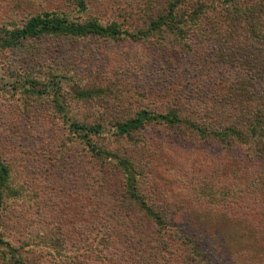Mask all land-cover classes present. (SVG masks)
Returning a JSON list of instances; mask_svg holds the SVG:
<instances>
[{
	"label": "rangeland",
	"instance_id": "obj_1",
	"mask_svg": "<svg viewBox=\"0 0 264 264\" xmlns=\"http://www.w3.org/2000/svg\"><path fill=\"white\" fill-rule=\"evenodd\" d=\"M64 2L0 0V26ZM144 3L88 0L103 24L115 21L127 30L142 28ZM165 42L55 40L34 61L27 51H0V158L13 172L11 186L26 195L8 197L3 233L23 245L26 261L52 264L47 249L27 244L53 238L67 258L79 257L83 264H140L148 262V252L155 257L167 249V259L181 264L179 258L195 244L219 264H264V185L258 182L264 179V160L250 161L249 151L232 137L202 138L187 127L173 131L151 123L134 146L128 137L115 136L113 123L141 107L178 111L196 122L206 114L217 129L238 124L233 111L222 108L221 96L244 75L240 65L217 61L212 71L199 72L198 61L168 50ZM57 66L68 71L53 75ZM248 85L255 95L262 91L260 82ZM86 90L104 94L86 102L77 95ZM68 120L102 125L101 135L88 139L133 158L143 174L141 195L174 229H160L129 199L118 162L99 158L76 139ZM209 181L218 188H203Z\"/></svg>",
	"mask_w": 264,
	"mask_h": 264
},
{
	"label": "trees",
	"instance_id": "obj_2",
	"mask_svg": "<svg viewBox=\"0 0 264 264\" xmlns=\"http://www.w3.org/2000/svg\"><path fill=\"white\" fill-rule=\"evenodd\" d=\"M64 1V5L58 8L28 14L24 21H19V24L5 23L0 26V51H27L30 53L29 60L34 61L42 59L45 55L43 49L50 47L51 42L55 40L110 41L122 37L135 42H147L150 38L157 37L160 43L166 41L168 50L177 55L192 56L194 61H198L199 72L212 71L210 66L217 61L231 67L240 65L244 75L229 85V91L224 98L221 96L222 108L233 111L232 116L238 124L217 129L216 123L213 126L206 114L201 117V121L196 122L193 118L182 119L178 111L162 114L141 107L135 114L120 118L112 127L115 129L116 137H128L133 146L139 144L137 143L141 139L139 135L151 123L165 124L173 131L180 129L185 132L187 130L183 127H187L190 133L196 132L202 138L213 137L228 142L232 137L233 141L249 151L250 161L264 160V0H144L143 26L134 30L124 29L122 24L115 21L103 24L91 14L88 0ZM15 60L16 58L11 60L13 68ZM59 67H51L52 71H57L53 75L59 76L58 69L68 71L66 67L64 69ZM14 75L16 76V73ZM66 75L65 73L64 76ZM249 81L260 82L263 85L262 91L260 90L257 95L250 92L249 85L247 86ZM101 94H104V90L80 91L77 95L86 102H91L89 100L100 97ZM55 102L62 108L59 97ZM209 107L210 105L207 109L210 112L217 113V110H214L215 106ZM68 122L70 132L77 135L76 139L85 142L99 158H112L118 162L129 199L135 200L160 229L166 228V231L167 227L174 229V225L167 224L163 215L147 205L145 197L141 195L140 181L143 174L137 169L133 158L128 155L121 157L88 139L90 135L95 137L101 135L102 125L79 124L70 120ZM105 164L103 163V166ZM13 179L11 168L0 158V264H43L26 261L20 252L23 245L11 242L3 233V216L8 207L6 206L8 197L22 199L26 196L11 186ZM258 182L259 185H264L263 178L258 179ZM203 186L211 190L217 187L211 185L210 181ZM57 242L58 240L51 238L34 245L28 243L27 246L47 249L48 255L52 256V264L84 263L79 257L67 258L63 250L65 247ZM168 253L167 249L166 254L154 257L148 252L146 254L148 262L144 260L140 264H176L167 259L170 255ZM179 259L181 264H219L207 250L197 244L188 254L184 252V256Z\"/></svg>",
	"mask_w": 264,
	"mask_h": 264
}]
</instances>
